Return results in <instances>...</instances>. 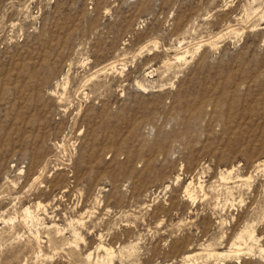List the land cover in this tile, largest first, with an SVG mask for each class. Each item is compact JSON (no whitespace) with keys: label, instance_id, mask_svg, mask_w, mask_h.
<instances>
[{"label":"rangeland","instance_id":"rangeland-1","mask_svg":"<svg viewBox=\"0 0 264 264\" xmlns=\"http://www.w3.org/2000/svg\"><path fill=\"white\" fill-rule=\"evenodd\" d=\"M260 244L264 0H0V264Z\"/></svg>","mask_w":264,"mask_h":264},{"label":"bare ground","instance_id":"bare-ground-1","mask_svg":"<svg viewBox=\"0 0 264 264\" xmlns=\"http://www.w3.org/2000/svg\"><path fill=\"white\" fill-rule=\"evenodd\" d=\"M179 55V54H178ZM179 57H180V55H179ZM190 186V185H189ZM189 186H187L186 187V190L189 192V195L191 196V197H194L193 196V194L191 193L192 191H190V189H189ZM230 186V185H229ZM25 210V209H24ZM26 211V210H25ZM31 211V210H30ZM24 214H25V212H24ZM28 215V214H27ZM29 216V215H28ZM29 218H31V217H29ZM34 218V217H33ZM75 230V229H74ZM246 231V230H245ZM244 231V232H245ZM247 231H248V229H247ZM252 231V230H251ZM73 232V231H72ZM243 232V233H244ZM75 233V232H74ZM81 233V232H80ZM247 234V233H246ZM245 235V234H244ZM240 237V236H239ZM243 237V236H242ZM241 238V237H240ZM245 238V237H244ZM102 245V244H101ZM261 245V244H260ZM99 246H100V244H99ZM98 246V247H99ZM102 246H104V245H102ZM97 247V246H96ZM105 248H106V250H107V252L111 255V250H110V248L109 247H106V246H104ZM242 247V246H241ZM239 245L238 246H236L235 248H230L228 251L227 250H222V251H214V252H210V255H217V256H230V255H232V254H236L237 256H240V254L241 253H243L242 252V249L243 248H241ZM100 248V247H99ZM250 248V247H249ZM248 249V248H247ZM250 250V249H249ZM260 250H261V252L263 253L262 255H263V257H264V244L263 245H261V247H260ZM245 252V251H244ZM92 253V252H91ZM90 253V254H91ZM89 256H91V255H89ZM189 256H191V253L190 254H187V257H189ZM91 258V257H90ZM99 258V257H98ZM98 258H96V259H98ZM109 259V258H108ZM97 263H98V261H97ZM178 264H181V262L180 263H178Z\"/></svg>","mask_w":264,"mask_h":264}]
</instances>
